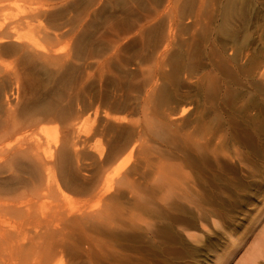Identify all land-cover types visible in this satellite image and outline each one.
<instances>
[{
	"label": "rangeland",
	"instance_id": "1",
	"mask_svg": "<svg viewBox=\"0 0 264 264\" xmlns=\"http://www.w3.org/2000/svg\"><path fill=\"white\" fill-rule=\"evenodd\" d=\"M0 25L20 35L35 60L28 67L22 64L23 51L0 57V112L11 105L38 116L37 111L54 116L56 120L33 128L36 138L51 130L60 131L59 138L66 140L71 118H81L83 123L79 163L66 177L58 174L69 200L47 201L63 202L65 209L74 204V210L83 212H98V208L103 215L90 220L95 227L88 224L92 242L66 226L64 252L57 257L62 264L244 261L264 229V0H0ZM7 41L15 42L14 38ZM40 47L55 57L53 62ZM15 70L20 74L18 82L11 76ZM95 105H99L97 113ZM130 132L135 139L131 149L118 158L119 166L117 161L109 166H118V171L107 167L104 176L100 151L107 155L110 148L119 150ZM189 148L197 150H192L193 156L197 154L193 159ZM182 155L188 160L181 161ZM180 163L199 183L194 185V200L206 196L209 203L194 201L195 224L191 228L188 222L178 224L179 237H152L163 221L158 211L167 207L166 201L158 199V176L179 169ZM121 165L125 171L139 169L131 178L135 187L123 198L116 182ZM107 176L113 181L106 195L116 196L114 202L93 192L98 184L104 189ZM166 200L172 202L169 195ZM113 209L123 216L118 226L112 223ZM130 216L137 218L133 221L141 228L138 234L132 235L125 224ZM14 220L0 229L27 230L25 237L36 236L35 225ZM104 222L121 236L97 234ZM19 236L1 235L0 241L21 240ZM45 237L34 240L41 251L42 244L51 241ZM5 244H0V262L21 264L15 246L6 249ZM7 253L13 261L6 260ZM259 261L264 264V251Z\"/></svg>",
	"mask_w": 264,
	"mask_h": 264
},
{
	"label": "bare ground",
	"instance_id": "2",
	"mask_svg": "<svg viewBox=\"0 0 264 264\" xmlns=\"http://www.w3.org/2000/svg\"><path fill=\"white\" fill-rule=\"evenodd\" d=\"M8 31L2 29L1 25H0V57L1 56H9V55L15 56V55H17V53H21V51H23L21 56H19L22 59L21 60L22 64H24L27 67L33 65V61H35V60L33 57L34 54L31 53L30 45L28 46L25 42H23V39L20 35L18 36V35H15L13 33L8 32ZM13 38H14L15 42L14 41L13 42L7 41V40L13 39ZM30 41H32V40L30 39L29 42ZM21 42H23V43H21ZM25 49H27V50H25ZM28 49H30V51H28ZM42 49L44 50L45 48L40 47V50H42ZM162 49H163V47H162ZM46 50H49V49H46ZM43 52H45V51H43ZM49 52H51V51H49ZM45 54L49 56V57L47 56L49 58L48 60H50V58H52L51 61H49V62H53L52 60L55 57L48 54V52H45ZM44 57H42L41 60ZM55 63H56V61H55ZM42 66H44V65H42ZM5 68H3V69H5ZM11 70H14V69H11ZM17 72L18 71L15 70L11 73V76L15 77V81H17L20 78V74H17ZM95 106H94V108H95ZM97 106H99V105H97ZM97 106H96V109H97ZM48 107H47V109H48ZM45 109H46V107H45ZM54 109H55V107H54ZM91 109H92V106H91ZM59 110H58V113L60 112ZM79 111H80V113L82 112L81 110H79ZM96 111H98V109L95 110V112ZM44 112L38 113V111H37V114H40L38 116V115H35V111H33V110H28L25 108L19 109L18 107H16V106L12 107L11 105L6 110L4 109L0 112V177L2 175H5L4 177H2L0 179V226L1 225L7 226L8 225L7 222H11L10 219H13V220L15 219L14 221H19V220L24 219V222L27 223V227H29L28 224H30V223H32V224H30L32 226L35 225L34 232H36L35 233L36 236L33 237L31 235L32 237L30 236L29 238H27L25 236H28L27 232H30V231H27L26 227H25L26 229H24V230H26L25 231L26 233H21V231L19 232L18 230L13 231V228L11 230H7V228L0 229V236L5 235V234H8V235L14 234L17 236L20 235L19 237H23L21 239L22 241L21 240H15V241L7 242V239H4V238L1 239L2 242L0 241L1 245H2V243H4L5 246H6L5 243H7V245H9V247H6V249L7 248L9 249L10 247H12V245L15 246L14 251L17 252V253L15 252V255L19 254L18 256L21 259V264H62V260H60L61 258L59 259L57 257L59 255H63V252H64L63 250L65 247V244L63 243L64 242L63 240L67 236L66 234H64V232H65L64 230H65L66 226H68L70 229H72V231L76 232L77 235H79V237H84V238L87 237V240L89 242H92V240H89V238H88V237H93L90 234V232L92 230V229H90L91 226L89 227L88 224L91 222L90 220H93L92 218H95V219L99 218L100 219V218H102L101 216L103 215L102 213H99L100 210H102V209L98 210V208H97L98 205H95V207L92 206L93 208H97L98 212H96V209H94L95 212H94V210L91 211L92 210L91 208H90L91 210L86 209L85 212H83L82 209H80V208L79 209L77 208V210H74L75 209L74 204L71 206L73 208H71L69 206L70 208L67 207V209H65L66 206L64 207V205H61V203H63V202H61L60 204L58 203V204L53 205L52 202L50 203L47 201V200L51 201V199L53 197L54 198L55 197H57V198L63 197V198H61L62 200L63 199L65 200L68 198L67 194L64 195L66 192L63 191L62 184L58 180V174L61 177H66V175H68L69 169L71 167H74L75 164L79 163L80 154H81L80 147L82 145V143H81L82 132L81 131L84 128L81 129L82 124H83L82 121L80 120L81 118L74 119V117H72L71 120L73 119L72 120L73 123L71 125H69V123H68V126L71 128V132L68 135V138H66V140H65V138L63 140L59 138L60 136H58V132H60V131H57L56 132L57 134H55V132H53V131L50 132L51 130L50 131L47 130L46 132H44V134H42L43 136L40 138L39 137L38 138L33 137V128L36 127L38 124L41 125L44 122L46 123L49 121L51 122L53 120H56V118H54V116L50 117V118L45 117ZM49 112L50 111H48V115H50ZM106 112H107V110H106ZM51 113L54 114L53 111H51ZM73 113H74V111H73ZM96 113H95V115H96ZM75 114H76V112H75ZM79 116L80 115H78V117ZM83 117L84 116H82V118ZM77 120H78V122H76ZM83 120H84V118H83ZM87 121H88V119H87ZM62 122H63V120H62ZM90 124H92V122H90ZM93 124H94V122H93ZM66 125H67V123H66ZM35 130H37V129L35 128L34 131ZM138 132H141V131H138ZM35 134H34V136H36V135L40 136L38 134H36V135ZM129 138L130 139H127L128 142L124 143V145L121 148H119V150L115 149V147L113 149L110 148L107 151V155L102 152L103 150L100 151L101 153H99V156H101V158H103V162H104L101 164V167H100L101 174H104V172H109L110 169H108V171H106V168L109 167L110 165H113V163H115V161L119 160L118 158L123 153H125L126 151L131 149V144L133 143V141H135V139L131 135V132L129 133ZM61 140H62V142H61ZM59 141L61 142L60 144H59ZM193 147H194V145H193ZM192 150H195V149L194 148L188 149V152L191 155L190 159H193V157H196V155H197V154L196 155L194 154V156H193ZM195 151H197V150H195ZM103 154L105 156L102 157ZM184 154H186V153H184ZM184 158H186V156H183L181 161L183 160V162H185L186 160ZM120 159H122V158H120ZM165 160H166V158H165ZM117 162H118L117 164L119 166V161H117ZM115 165H116V163H115ZM185 165L186 164L180 163L179 169L174 168V169H171L172 171H169L167 169L169 172L166 170L167 173H166V171H165V173L161 172L162 173L161 177H160V174L158 176L159 180H160V184H158L156 186H157V189L159 192V196L161 194V197H159L158 199H160L161 201H166L165 206H167V207H163V209H161V211H158L159 214L161 215V219L163 221H162V224L160 225V227H157V229L154 232H152V234H153L152 237H179V233L177 231L178 224L181 225L182 222H188L190 224L189 225L190 228H191V224L192 225L195 224L194 221L196 219L195 218L196 213L195 212L192 213V211H193L192 206L194 207L195 206L194 204L196 202L194 200L196 197V195L194 196V192L196 190V188L194 189V185H197V184L199 185V183L194 182L192 180V178H191L192 176H190V174L187 173V171L185 169V167H186ZM113 167H114V165H113ZM113 167H109V168H111V170H113V169L115 170V168H117V167H115V168H113ZM119 168H120L119 169L120 172L118 173L119 178L117 179L116 182L118 183V187H119L118 189H120V191H124V192L119 193V196L123 198V196L126 194V191L131 190V192H132L133 188L135 187L134 181H132L133 179H131V178L133 177L134 174H137V171L139 169L136 170L137 168H132V169H129V171L128 170L125 171V170H122L123 165H121V167H119ZM155 168H157V167H155ZM157 170H159V169H157ZM161 170L162 169H160V171ZM173 170H175V172H173ZM115 171H118V170H115ZM104 176H106V175L104 174ZM107 177H108L109 181L107 180V178L105 179L106 181L104 184L105 185L104 189L100 188V184H98V186L94 185L95 188H93V192H95V194H98L97 196H99V194L101 195L100 197L106 195L107 191L109 192V190L112 188V186H110L111 188H109V184H111V182L113 180L110 181V179H112V178H110V176H107ZM158 177H156V178H158ZM106 182L108 185H106ZM66 185L67 184L65 182V185L63 184V186H66ZM156 186H154V187H156ZM105 187H106V189H105ZM154 187H152V188H154ZM121 188H123V189H121ZM150 188H151V186H150ZM83 189H84V187H83ZM151 191H153V190H151ZM177 191L180 194L177 193ZM53 192H54V194L52 195ZM144 192H147V191H144ZM148 192H150V191H148ZM150 194H152V193H150ZM87 195H89V194H87ZM127 195H128V193H127ZM168 195L171 197V201H172L171 203L170 202L167 203L168 200H166V197ZM199 195L202 196V194H199ZM66 196H67V198H66ZM106 196H108V194ZM136 196H138V195L136 194ZM106 198L108 201L111 202V200L113 198L116 199V196H112L109 194V196ZM149 198H150V196H149ZM208 198L206 196H202L201 198H199L200 200H198V198H197V200L199 202H201L202 204L207 205L209 203ZM103 199L99 198L98 200L100 201ZM114 199H113V202L115 201ZM67 200H69V199H67ZM57 201L58 200L55 199L53 201V203H56ZM105 201H106V199H105ZM219 201H220V199H219ZM147 202H149V201H147ZM47 203H50L51 206H50V204L48 205ZM97 204H100V203H97ZM116 204H119V203L115 202V205ZM107 205L105 207L107 208V211H110L109 210L110 207L108 209ZM158 207H156V208H158ZM195 207L197 208V205ZM122 208L123 207H120L119 211H121ZM115 209H116V207H115ZM115 209L112 210L114 218H115V220L113 219L114 221L112 223H114V225L118 226L121 224L120 218L123 216L120 217L119 211L115 212L114 211ZM148 209H149V207H148ZM87 211H90V212H87ZM151 213H152V211H151ZM153 214H154V211H153ZM108 215L109 214H107L106 216L108 217ZM113 215H112V217H113ZM106 216L104 215V217H106ZM112 217L110 216V218H112ZM132 217L133 216L128 217V221L125 224L128 226V229L129 228L132 229L131 234L134 235L133 233L138 234V232H136V231L141 229V228L138 227V225H136L133 221L134 218L135 219H137V218L136 217L132 218ZM94 221L97 222L98 220H94ZM198 222L200 223L201 221H198ZM22 223H23V221H22ZM98 224H100V223H98ZM11 225H14V224H11ZM110 225L111 224H108V225L105 224V222L101 223V226H99V227H101V229L103 231L98 232L97 234L105 235L107 237H120L121 235L119 236L117 229H115L116 227L114 228ZM53 226H55V229H53L54 228ZM60 226H62V227H60ZM92 227H95V225L93 223H92ZM146 227H148V226H146ZM32 229H33V227H32ZM148 229H149V227H148ZM21 230H23V228ZM147 230H146V232H147ZM32 231L33 230H31V233H32ZM184 231H186V230H184ZM31 233H29V234H31ZM188 234H186V235L188 236ZM94 235H95L94 237L99 236V235L96 236V234H94ZM149 235H148V237H149ZM44 236H46V237L50 236L49 238L51 241L49 242V244H47V243L42 244V245H44L43 246L44 250L41 251V247H38V245H39V244H37L38 242L37 241L35 242L34 240L38 239L36 237H44ZM54 236H59V237H54ZM145 236H146V234H145ZM130 237H134V236H130ZM137 237H141V236H137ZM65 240H66V238H65ZM94 241H95V239H94ZM36 249H37V251H36ZM10 250H12V249H10ZM263 251H264V229H263L262 237L259 240V243L251 251V253L247 255V257L244 259V261L241 264H260L259 259L261 258ZM4 256L7 257L8 253H7V255L5 254ZM0 257H2V256H0ZM9 258L11 259L13 257L10 255V257H7V259L6 258L5 259L8 260ZM1 260H3V258H1ZM18 260H19V258H18ZM18 260H16V261H18ZM4 261L5 260L0 262V264H10L11 263V262L8 263V261H6L7 263H5ZM17 264H18V262H17Z\"/></svg>",
	"mask_w": 264,
	"mask_h": 264
}]
</instances>
